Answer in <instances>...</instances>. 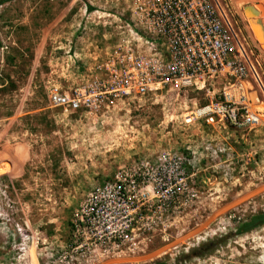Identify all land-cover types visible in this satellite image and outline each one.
I'll use <instances>...</instances> for the list:
<instances>
[{
	"label": "rangeland",
	"instance_id": "374dc122",
	"mask_svg": "<svg viewBox=\"0 0 264 264\" xmlns=\"http://www.w3.org/2000/svg\"><path fill=\"white\" fill-rule=\"evenodd\" d=\"M219 2L258 74L251 91L264 102V0ZM127 6L126 0L0 5V264H264V222L239 231L264 212V114L253 128L217 130L185 120L195 106L222 97L221 81L166 85L92 111L48 106L46 86L73 78V51L92 62L90 53L110 47L102 26L107 16L98 14L126 15ZM251 96L252 108L262 111ZM177 158L185 182L171 202L150 181L135 189L123 182V193L97 192L103 218L132 215L130 240L98 243L75 230L91 194L116 173L149 170L158 180Z\"/></svg>",
	"mask_w": 264,
	"mask_h": 264
},
{
	"label": "built area",
	"instance_id": "2783aa9c",
	"mask_svg": "<svg viewBox=\"0 0 264 264\" xmlns=\"http://www.w3.org/2000/svg\"><path fill=\"white\" fill-rule=\"evenodd\" d=\"M126 1V15L125 10L98 14L107 16L102 26L110 47L103 55L90 53L92 62L80 60L73 51L71 82L46 86L49 107L69 113L92 111L152 94L166 85L199 88L219 80L224 85L222 97L195 106L185 120H198L217 130L253 128L259 123L264 108L253 109L249 96L251 78L258 83L259 77L219 0ZM181 162L174 159L171 173L158 180L151 179L149 170L116 173L115 181H105L91 194L74 223L75 230L98 243L118 245L130 240L132 215L103 218L99 213L102 193L97 192L105 194L114 188L123 193V182L135 189L150 181L157 196L171 202L179 193L177 184L185 182Z\"/></svg>",
	"mask_w": 264,
	"mask_h": 264
},
{
	"label": "trees",
	"instance_id": "16d2710c",
	"mask_svg": "<svg viewBox=\"0 0 264 264\" xmlns=\"http://www.w3.org/2000/svg\"><path fill=\"white\" fill-rule=\"evenodd\" d=\"M6 1H9V0H0V5ZM89 7L91 8V6ZM263 222H264V212H258L256 214H253L248 221L244 222L242 226L239 228V231L241 232V231L250 229L254 227L255 225L259 223H263ZM143 264H166V263L162 260H154L151 262H145Z\"/></svg>",
	"mask_w": 264,
	"mask_h": 264
},
{
	"label": "crops",
	"instance_id": "0c3cea01",
	"mask_svg": "<svg viewBox=\"0 0 264 264\" xmlns=\"http://www.w3.org/2000/svg\"><path fill=\"white\" fill-rule=\"evenodd\" d=\"M253 93L255 94V97L257 98V100L259 101V102H262V101H260L259 99H258V96H257V94H256V92H254V91H249V96L251 97V104H254V97L253 96H251V95H253Z\"/></svg>",
	"mask_w": 264,
	"mask_h": 264
}]
</instances>
